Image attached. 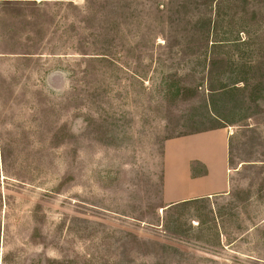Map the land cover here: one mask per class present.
Here are the masks:
<instances>
[{"label":"rangeland","instance_id":"obj_1","mask_svg":"<svg viewBox=\"0 0 264 264\" xmlns=\"http://www.w3.org/2000/svg\"><path fill=\"white\" fill-rule=\"evenodd\" d=\"M5 8L0 264H264V0ZM220 128L226 194L166 208L165 141Z\"/></svg>","mask_w":264,"mask_h":264},{"label":"crops","instance_id":"obj_2","mask_svg":"<svg viewBox=\"0 0 264 264\" xmlns=\"http://www.w3.org/2000/svg\"><path fill=\"white\" fill-rule=\"evenodd\" d=\"M42 0H0V44H21L31 32L19 34L20 24L34 23L33 15L12 24L10 9L14 3ZM16 26L15 28H13ZM13 28V29H12ZM228 189L227 131L214 129L165 141L162 149L161 197L166 208L223 196Z\"/></svg>","mask_w":264,"mask_h":264}]
</instances>
